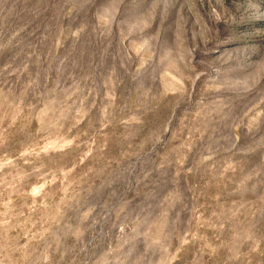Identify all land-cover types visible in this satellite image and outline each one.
<instances>
[{
  "label": "clouds",
  "instance_id": "clouds-1",
  "mask_svg": "<svg viewBox=\"0 0 264 264\" xmlns=\"http://www.w3.org/2000/svg\"><path fill=\"white\" fill-rule=\"evenodd\" d=\"M109 34L106 28L99 36ZM135 55L148 57L147 41ZM113 61H74L65 77L46 79L43 91L39 74L26 85L46 113L58 108L59 120L41 121L17 156L0 155V264H183V252L194 245L196 264L224 249L229 259H239L240 247L257 241L264 221L259 185L248 187L259 173L236 183L229 193L236 199L217 202L211 211L197 201L239 170L238 157L247 152L238 148L240 131L253 132L248 124L256 112L254 123L260 124L264 96L239 110L230 103L217 109L196 92L204 73L184 58L166 72L151 57L129 67L127 52ZM126 79L131 98L119 94ZM162 79L174 90L161 89ZM256 83L240 95L246 97ZM167 97L176 98L187 133L174 148L175 117L148 127ZM22 104L7 105L0 90V120L5 107L22 111ZM5 145L0 132V149ZM9 167L15 174H3ZM242 191H251L256 201L250 204ZM207 228L229 232V241L216 236L211 244L201 231Z\"/></svg>",
  "mask_w": 264,
  "mask_h": 264
},
{
  "label": "rangeland",
  "instance_id": "rangeland-1",
  "mask_svg": "<svg viewBox=\"0 0 264 264\" xmlns=\"http://www.w3.org/2000/svg\"><path fill=\"white\" fill-rule=\"evenodd\" d=\"M106 28L110 34L100 37ZM80 30L83 31L76 36ZM145 41L148 57L162 72L178 66L184 58L204 73L196 92L205 105L219 109L230 103L239 110L242 103L264 96V0H0V90L7 105L23 100L22 111L5 107L2 113L0 132L4 133L6 145L0 155L6 152L17 156L36 136L41 121L55 124L59 120L57 107L46 113L37 102L35 90L26 91L30 79L39 74V91H43L46 79L65 77L74 61L83 66L101 62L110 66L113 58L125 52L132 58L129 67H134L148 58L135 55ZM115 64L123 74L119 59ZM254 82H258L255 88L242 97L240 94ZM160 88L174 90V84L162 79ZM119 94L122 98L133 97L130 80H125ZM176 104V98L163 99L148 124L149 128L158 127L175 117L172 126L176 135L169 148L176 147L187 134ZM260 107L264 109V104ZM257 116L259 113H254L248 124L252 133L240 131L238 148L247 152L238 157L239 170L197 201L209 211L217 202L225 204L236 199L229 195L232 187L253 172L259 176L248 187L258 183L257 193L264 196V117L256 125ZM15 170L9 167L3 174H15ZM241 196L250 204L256 201L251 191H242ZM200 218L197 212L196 220ZM201 231L213 245L216 236L225 242L230 239L227 231ZM257 236L255 243L250 241L240 247L237 260L229 259L227 249L212 261L207 257L204 260L206 264H264V221ZM182 255L183 264H196L199 245L191 246Z\"/></svg>",
  "mask_w": 264,
  "mask_h": 264
}]
</instances>
